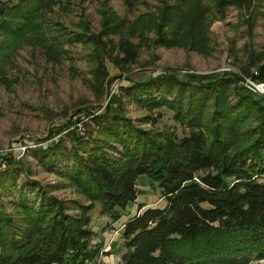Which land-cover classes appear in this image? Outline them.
<instances>
[{"label":"trees","instance_id":"16d2710c","mask_svg":"<svg viewBox=\"0 0 264 264\" xmlns=\"http://www.w3.org/2000/svg\"><path fill=\"white\" fill-rule=\"evenodd\" d=\"M258 1L264 6V0ZM57 2L0 0V81L6 79L5 65L25 44L41 48L52 63L67 55L65 43L73 39L92 46L89 85L109 96L99 112H85L96 134L92 130L79 135L69 129L74 124L69 122V146L62 136L49 133L43 140L54 137L51 142L34 152L89 203L67 205L34 180L26 187L37 191L39 201L30 198L27 189L16 190L13 206L24 225L17 226L0 201V264L93 260L98 250L88 246L93 234L89 211L99 203L102 214L120 218L119 210L136 199L137 179L144 174L161 189L165 205L146 207L126 219L121 228L125 251L117 264H247L264 259V95L248 91L240 84L241 76L228 70L212 79L159 72L134 81L110 77L104 65L110 48L123 55L113 58L116 63L134 62L137 47L126 35L208 54L212 10L223 14L227 7L248 8L246 22L252 26L258 9L254 0H159L154 12L141 13L130 23L104 5L98 32L81 20V31L73 34L49 17ZM113 35H121L116 44ZM253 54L257 74L247 66L239 69L264 83V52ZM116 82L130 100L148 109L167 108L186 130L178 136L174 128L135 124L111 91ZM82 120L79 116L74 122ZM145 120L155 123L157 118L147 115ZM16 158L12 152L0 153L4 196L15 186L6 168L16 166ZM73 207L77 213L68 212Z\"/></svg>","mask_w":264,"mask_h":264},{"label":"rangeland","instance_id":"374dc122","mask_svg":"<svg viewBox=\"0 0 264 264\" xmlns=\"http://www.w3.org/2000/svg\"><path fill=\"white\" fill-rule=\"evenodd\" d=\"M254 3L258 9L252 26L246 22L248 8L240 11L227 7L223 14L212 10L214 19L209 27L212 50L208 54L179 47L166 48L153 44L151 40L145 43L137 36L126 35L137 47L134 62L127 65L116 63L113 58H121L123 55L117 48H110L104 57L105 68L110 77L121 75L122 78L134 81L159 72H172L179 76L189 72L212 79L224 70L233 71L242 79L240 67L247 66L251 72L256 71L250 58L251 53L255 56L264 52V6L258 0H254ZM104 5L130 23L141 13L154 12L159 0H58L49 11V17L62 23L70 34L81 31V20L88 22L92 32H98ZM149 36L154 37L153 33ZM120 37L113 35L111 39L116 44ZM65 48L67 57L52 63L38 46L23 45L11 58V62L5 65L6 79L0 81V153L12 152L17 156L16 161H19L16 166L6 168V173L13 176L15 186L10 188L8 196L2 195L0 190V201L19 227L24 223L20 218L21 213L13 206L17 201L16 190L27 189L26 184L32 180L38 181L47 192L62 199L67 205H72L71 201L89 203L74 185L59 176L52 167L41 163L34 153L38 145L51 142L54 137L48 141L43 140L49 133H54L55 137L62 136L64 145L69 146V137L65 131L71 123L74 124L69 129L74 128L79 135H88L87 132L92 130L95 135L97 127L92 125L90 116L85 112H99L109 98L107 91L95 92L89 85L94 66L89 60L92 46L73 39L71 43H65ZM117 84L113 85L111 91L118 94L125 115L135 124L146 129L174 128L178 136L186 130L173 120L172 112L167 108L148 109L130 100ZM147 115L157 118V121L153 123L145 120ZM79 116L83 120L80 123L74 122ZM60 128L62 130L56 132ZM109 150L114 152L111 148ZM260 181H264V177ZM137 190L136 199L119 210L120 218L117 220L102 214L99 203H95L89 211V227L93 234L88 246L97 249L98 253L86 264L119 263L125 251L121 228L126 219L146 207L165 205L161 189L147 175L138 177ZM27 192L30 198L39 201L40 196L36 190L27 189ZM68 212L77 213L78 209L73 207ZM247 264H264V259L252 260Z\"/></svg>","mask_w":264,"mask_h":264},{"label":"built area","instance_id":"2783aa9c","mask_svg":"<svg viewBox=\"0 0 264 264\" xmlns=\"http://www.w3.org/2000/svg\"><path fill=\"white\" fill-rule=\"evenodd\" d=\"M254 73L257 74V71H255ZM240 84L244 86L248 91L252 92L257 96L264 95V83L262 82H257L251 77H246L242 75Z\"/></svg>","mask_w":264,"mask_h":264}]
</instances>
